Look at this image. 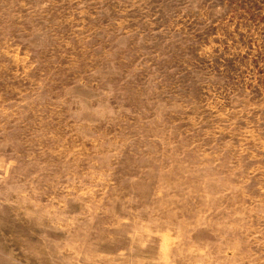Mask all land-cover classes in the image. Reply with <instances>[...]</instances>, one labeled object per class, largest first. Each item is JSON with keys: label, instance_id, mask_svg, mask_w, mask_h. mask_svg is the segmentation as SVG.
Wrapping results in <instances>:
<instances>
[{"label": "rangeland", "instance_id": "374dc122", "mask_svg": "<svg viewBox=\"0 0 264 264\" xmlns=\"http://www.w3.org/2000/svg\"><path fill=\"white\" fill-rule=\"evenodd\" d=\"M0 264H264V0H0Z\"/></svg>", "mask_w": 264, "mask_h": 264}]
</instances>
